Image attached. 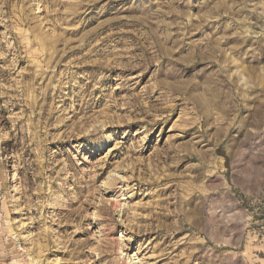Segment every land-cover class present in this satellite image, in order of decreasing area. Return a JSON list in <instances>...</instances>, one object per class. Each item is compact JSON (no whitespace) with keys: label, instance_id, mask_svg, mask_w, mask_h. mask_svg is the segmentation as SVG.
Wrapping results in <instances>:
<instances>
[{"label":"rangeland","instance_id":"374dc122","mask_svg":"<svg viewBox=\"0 0 264 264\" xmlns=\"http://www.w3.org/2000/svg\"><path fill=\"white\" fill-rule=\"evenodd\" d=\"M0 264H264V0H0Z\"/></svg>","mask_w":264,"mask_h":264},{"label":"bare ground","instance_id":"6f19581e","mask_svg":"<svg viewBox=\"0 0 264 264\" xmlns=\"http://www.w3.org/2000/svg\"><path fill=\"white\" fill-rule=\"evenodd\" d=\"M3 149V148H2ZM10 180H12V177H11V175L9 174V175H7V177L5 178V181H10ZM118 201V200H117Z\"/></svg>","mask_w":264,"mask_h":264}]
</instances>
